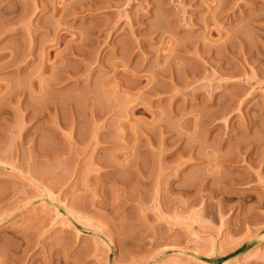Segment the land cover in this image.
<instances>
[{
  "label": "rangeland",
  "instance_id": "374dc122",
  "mask_svg": "<svg viewBox=\"0 0 264 264\" xmlns=\"http://www.w3.org/2000/svg\"><path fill=\"white\" fill-rule=\"evenodd\" d=\"M0 264H264V0H0Z\"/></svg>",
  "mask_w": 264,
  "mask_h": 264
}]
</instances>
